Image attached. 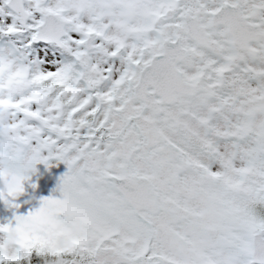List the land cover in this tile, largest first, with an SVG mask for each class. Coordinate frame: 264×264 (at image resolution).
<instances>
[{"label":"snow or ice","instance_id":"1","mask_svg":"<svg viewBox=\"0 0 264 264\" xmlns=\"http://www.w3.org/2000/svg\"><path fill=\"white\" fill-rule=\"evenodd\" d=\"M4 115L68 170L0 264H264V0H0Z\"/></svg>","mask_w":264,"mask_h":264},{"label":"clouds","instance_id":"2","mask_svg":"<svg viewBox=\"0 0 264 264\" xmlns=\"http://www.w3.org/2000/svg\"><path fill=\"white\" fill-rule=\"evenodd\" d=\"M0 126L4 135L13 132L12 124L7 115L0 116ZM32 170L30 162H18L14 155L5 153L0 158V197L8 200L9 197H16L24 191V183L29 179V171ZM84 224L74 222L71 226L60 224L58 230L53 233L52 239L48 241L47 250H67L73 246L78 235L84 231ZM24 242L23 224L17 223L7 228L4 242L0 245L5 256H15L18 245Z\"/></svg>","mask_w":264,"mask_h":264},{"label":"trees","instance_id":"3","mask_svg":"<svg viewBox=\"0 0 264 264\" xmlns=\"http://www.w3.org/2000/svg\"><path fill=\"white\" fill-rule=\"evenodd\" d=\"M67 170V164L56 157H51L46 162L37 163L35 169L29 171V179L24 183V191L16 197H9L16 209H4L0 205V224H15L17 215H26L28 212L36 210L41 206L44 197H59L61 195L58 191L60 177ZM53 259L50 255H40L34 252L30 258L23 261V264H50Z\"/></svg>","mask_w":264,"mask_h":264},{"label":"rangeland","instance_id":"4","mask_svg":"<svg viewBox=\"0 0 264 264\" xmlns=\"http://www.w3.org/2000/svg\"><path fill=\"white\" fill-rule=\"evenodd\" d=\"M0 205L4 208V209H10V208H15L16 207L13 205V203L10 201V199L8 198V200H5L3 197H0ZM5 224V223H2ZM6 234L5 233H0V238L4 237Z\"/></svg>","mask_w":264,"mask_h":264}]
</instances>
